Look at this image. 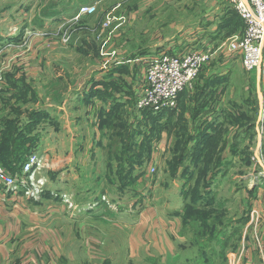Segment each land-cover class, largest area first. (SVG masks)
<instances>
[{"label":"rangeland","instance_id":"374dc122","mask_svg":"<svg viewBox=\"0 0 264 264\" xmlns=\"http://www.w3.org/2000/svg\"><path fill=\"white\" fill-rule=\"evenodd\" d=\"M118 2L130 7L141 0H109L98 14L96 9L93 15L77 19L63 15L66 11L59 13V0H0V70L6 63L13 64L28 56L21 65L8 69L0 80V135H7L2 132L3 124L10 123L21 132V139L27 141L19 147H29L28 140H31L23 159L40 154L41 175L48 189L74 195L78 206L86 204L89 196L106 195L118 210L133 209L134 213L142 211L145 204L170 213L187 207L186 221L190 227L188 225L187 232L183 233L190 235V241L196 240V235L201 237L197 239H210L217 226L219 232L226 226L225 236L219 234V244L205 240L201 245L191 242L189 248H184L183 256L188 264H233L231 254H237L243 246L240 229L246 199L242 189L263 181L255 163L240 167L242 160H235V164L232 161L238 152V147L233 146L234 137L245 125L246 115L252 113L243 105L250 106L255 99V90L247 88L249 73L243 71L234 55L227 58L228 62L224 54L220 55L223 57L220 67L211 60L203 65L194 85L185 90L188 96L184 97L182 105L178 104L182 111L178 114L176 109L172 115L169 126L173 139L168 151L154 167V174L145 177L151 147L147 142V137H151L150 125H159H135L137 113L133 110V97L127 92L116 98L106 95L109 92L102 93L104 90L99 88L97 91L102 96L94 99L88 111L81 98L83 92L89 90V58L79 55L80 51L83 49L95 59L108 56L107 52L112 49L106 46L105 37L121 25L123 17L107 15L109 10H105V6H116ZM49 5L51 9L47 8ZM181 11L174 5L166 15H138L131 26L151 25L153 30L157 27L164 32L162 23L168 18L174 20V25L177 19L194 22L196 15L191 10L184 14ZM102 18L99 28L103 32L89 39L85 29L96 28ZM107 21L110 24L104 27ZM9 25L13 26V36H7ZM121 29L126 33L130 27L125 23ZM196 49L200 48L185 50ZM207 71L228 73L221 78L208 76L202 82L201 76L208 74ZM261 79L263 82L262 75ZM208 84L209 88L201 89ZM128 97L129 101L125 100ZM192 97L202 98L200 101L206 103L203 108L208 110L199 111ZM221 100L222 109L217 108L219 111L209 118L214 122L210 127L212 144L205 162H193L190 157L187 160L184 154L195 146L194 140L189 138L194 136L190 134L192 123L189 120L209 114ZM110 108L115 112L102 120L100 116ZM260 112L263 113L262 109L254 112L256 118L251 122L254 138L261 132L263 115ZM164 122L161 120V124ZM256 141L247 147L256 150L260 146ZM212 152L219 155L215 157ZM181 163L186 165L183 175ZM175 167L177 171L173 173ZM230 184H236L237 192L232 193L235 187L229 190ZM201 251L206 256H201Z\"/></svg>","mask_w":264,"mask_h":264},{"label":"crops","instance_id":"0c3cea01","mask_svg":"<svg viewBox=\"0 0 264 264\" xmlns=\"http://www.w3.org/2000/svg\"><path fill=\"white\" fill-rule=\"evenodd\" d=\"M107 1L109 0H59L61 4L58 8L60 14L66 11L67 14L63 15L76 17L80 6L96 5L98 14ZM155 1L141 0L139 4H131L130 7L121 2L116 6L112 4L105 6V10H109L107 15L122 16L123 20L111 35L107 34L105 37L106 46L112 50L107 52L108 56L100 58L103 61L95 59L90 54H79L89 58V93L91 89L99 88L112 91L109 86V82L112 81L122 85L123 92L130 91L135 95L137 85L142 83L144 78L142 67L144 61L154 59L170 49L176 53L187 48L208 46L214 52L211 61L217 62L219 67L223 57L227 59L233 55L228 51L227 43L241 36L242 28L235 24L237 16L230 6V0ZM174 5L182 9V14L191 10L196 15L194 22L177 19L174 25V20L168 18L162 23L165 26L161 24L165 27H162L164 32H160L157 27L153 30L151 25L141 28L131 26L138 15H166ZM47 8L52 7L49 5ZM102 20L103 18L97 23L96 28L89 26V29H85L89 32V39L94 34L96 38L103 32L101 27L99 28ZM125 23L130 27L126 33L121 29ZM6 31L7 36H13L12 25L7 26ZM161 48L163 50L159 52L158 49ZM222 54L223 57L220 56ZM27 58L28 56L22 61H14L11 67L21 65ZM207 73H203L202 80L208 76L221 78L228 72ZM248 75L247 88L255 90L254 104L257 112L259 109L263 111L260 112L263 115V123L260 134L256 135L257 141L256 137H253L255 133L250 135L251 137H245L239 142L238 152L232 161L235 164V160H242L239 162L240 167L255 163L254 166L261 170V167H264V81H261L259 70H254ZM122 90H113L111 93L113 97L118 98L123 95ZM87 93L88 90L83 92L81 98L88 111L89 107L94 105L96 96L89 94L87 102L85 101ZM125 100L129 101V97ZM183 100L184 97L180 103ZM223 104L221 100L209 114L200 116L195 121L189 120L192 123L191 131L198 128L200 123L211 121L213 114L219 111L217 108L221 106L222 109ZM243 106L250 108L249 105ZM210 117L212 118L209 119ZM168 132L162 130L160 137L153 141L145 177L152 176L149 173L150 168L157 167L163 153L168 151L173 139L169 130ZM254 141L258 145L260 143V146L253 151L247 146ZM35 155L42 159L40 154ZM262 179L261 184L258 182L242 189L243 197L246 199V213L240 229L243 246L240 252L231 254L233 264H264L263 176ZM227 187L229 190L235 187L232 193L237 192L236 184ZM61 195L68 197L73 208H69L67 203L60 199ZM98 196L96 198L89 196L86 204L78 206L74 195L49 190L47 185L37 201L28 200L20 194L13 195L0 185V264H188L189 261L183 256V250L190 247L191 237L183 233L187 232V227L185 228L182 222V211L170 213L148 204H145L139 213H134L133 209L122 211L118 210L106 195H100L99 198ZM102 197L105 200H102Z\"/></svg>","mask_w":264,"mask_h":264},{"label":"built area","instance_id":"2783aa9c","mask_svg":"<svg viewBox=\"0 0 264 264\" xmlns=\"http://www.w3.org/2000/svg\"><path fill=\"white\" fill-rule=\"evenodd\" d=\"M230 6L244 23V32L227 43L228 51L237 57L243 71L250 73L261 70L264 80V0H230ZM96 5L80 6L75 19L82 16H91L96 12ZM110 24L107 21L103 26ZM214 52L210 47H201L196 50L178 52H163L154 59L144 61V78L137 85L134 95L133 110L137 113L136 119L141 117L142 111L157 114L163 110L177 109L178 96L181 92L191 88L203 65L210 62ZM12 63H6L0 70V80ZM42 161L36 155H29L20 169V174L11 175L0 167V185L13 195H22L28 200L37 201L43 194L46 181L41 175ZM154 174L155 168L149 170ZM261 176L264 177V167H261ZM60 199L69 203L66 195ZM102 200H105L102 197Z\"/></svg>","mask_w":264,"mask_h":264},{"label":"trees","instance_id":"16d2710c","mask_svg":"<svg viewBox=\"0 0 264 264\" xmlns=\"http://www.w3.org/2000/svg\"><path fill=\"white\" fill-rule=\"evenodd\" d=\"M235 14L237 16V18H235V24H236L237 27L240 26L242 28V33H243L244 32V28H245L244 23H243V21L241 20V18L238 16V14L236 12H235ZM80 53L87 54V53H85V51H83V49L80 51ZM203 80H202V82H203ZM109 86H110L112 91L113 90H116V91L122 90V87H123L122 85H121L122 86L121 87L119 84H117L115 82H112V81L109 82ZM203 88H205V89L209 88V84L208 85H203V87L201 89H203ZM112 91H108V90L104 89V91L102 93L109 92V93H106V95H108L109 97H112L113 96L112 93H111ZM121 92H123V90ZM126 92L125 93L127 95H129L131 98L133 97V103H134V100H135L134 99V94L132 95V92H129V91H126ZM89 94H90V96H94L95 95L96 97L97 96H102L100 91L91 89L90 93H89V90H88V93H87V95L85 97V101H87V102H89ZM182 96L183 97H185V96L187 97L188 96L187 92L183 91L178 96V101H177L178 112H176L178 114L182 111L180 108H178L179 105H182V102L180 103V98ZM195 98L192 97V100H195L194 102H196L195 106L197 108H199V111L204 110L205 108H203V107H205L206 103L204 101H200V100H202V98H200V97H197L196 99ZM198 101H200V102H198ZM202 102H204V104H202ZM250 110L252 111V113H251L252 116H250L251 114L246 115L247 121H246L245 125L242 126V128L236 133V135L234 137L233 146L235 148L238 147L239 142H241L245 137L250 136V135L252 136L253 133H254V124L251 123V122L254 121V112L256 111V107H255L254 101H253V103L250 104ZM113 112H115V110L110 108V109H108V111H106V113L103 116H100V117H101L102 120H104L105 119L104 117L110 116ZM174 112H175V110H173V111L163 110L161 112H158L157 114H153L152 112L145 110V111H142L141 117L136 119L135 125L137 124V126L139 124H148V123L149 124L153 123L155 125H157V124L159 125V126H156V127H151V125H150L151 137H147V142L151 145V147L148 148L149 149V152H148L149 160H150V155H151V151H152L153 141L160 137V133L162 132V130H167V132H168V130L170 131L171 126H169V125H170V121H172V115L175 114ZM161 120H163V122L165 121L166 123L164 122L165 124H161ZM190 121H195V118L190 119ZM213 122H214V119H212L211 121H209V122H207L205 124L204 123H200L198 125V128H195L194 131H191L190 134L194 135V136H190L189 138L191 140H194L195 146H194V148H192L191 152L187 151V153L184 154V157H187V160H189V157H190L193 162H195V161L196 162H201V163L205 162V160H206L205 157L208 154L209 148H210V146L212 144L211 143V135H212V133L210 131V129H211L210 127H211ZM3 125H4L5 129L2 130V132L5 131L7 135H0V167L5 169L6 171H8L11 174L15 173L16 175H18V174H20V169L22 168V165L27 160V158H26V160H24L23 157L27 153L28 148L30 147L32 141L28 140L29 147L28 146L27 147H23V148L19 147V145L21 143H25V144L27 143V141H23L21 139V132H18L16 127H13V125H11L10 123H5ZM162 125H164L163 129H162V127H163ZM200 125H201V127H200ZM182 128H183V126H182ZM191 128L192 127H190V130H191ZM173 129L175 130L174 127H173ZM176 136H177V134H176ZM212 153H213V155L215 157L219 155V154L215 155L214 152H212ZM30 154H32V152ZM181 164H183V163H181ZM181 168H183V172H182V175H183L184 174V169L186 168V165L183 164L181 166ZM17 171H18V173H17ZM176 171H177V168L175 167L174 170H173V173H175ZM188 187L190 189V184L187 185V188ZM194 208H196V207H194ZM197 209H199V207ZM186 212H188V208L187 207H185L182 210V215H183L182 216V219H183L182 222H183L184 227L188 228V225H189L188 223L189 222L186 221V216H187ZM243 222H244V219H242V223ZM190 224L192 225V223H190ZM200 226L201 225L199 224L198 227H200ZM214 226L216 227V225H214ZM189 227H190V225H189ZM214 230H216V231L210 237L211 240L209 238L208 239H197V238H201V237H198L196 235V230H195V228H193V232L192 233H194L193 234L194 237L196 235L197 238L195 237L196 240H194L193 237H192L193 240L191 242L193 244L196 243L198 245H201V243H203L204 240H205V241H217V243L219 244L221 242L219 234L225 236L224 232L227 230V227L223 226V229L220 232H219V227L218 226ZM226 238L227 237H225V239ZM200 255L201 256H206V254L203 251H201Z\"/></svg>","mask_w":264,"mask_h":264}]
</instances>
